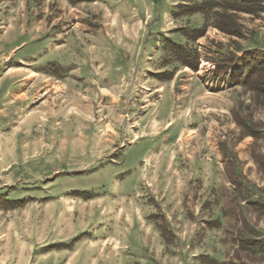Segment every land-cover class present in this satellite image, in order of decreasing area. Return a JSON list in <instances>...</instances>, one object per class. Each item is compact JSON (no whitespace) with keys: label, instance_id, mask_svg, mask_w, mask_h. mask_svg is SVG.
<instances>
[{"label":"rangeland","instance_id":"obj_1","mask_svg":"<svg viewBox=\"0 0 264 264\" xmlns=\"http://www.w3.org/2000/svg\"><path fill=\"white\" fill-rule=\"evenodd\" d=\"M169 1L4 0L0 264H222L238 242L264 241V109L238 85L244 53L264 60V13L237 16L241 39L208 29L192 43L177 30L201 16L174 19ZM71 9L83 30L68 28ZM166 40L196 48L198 71ZM145 198L155 228L144 220L137 238L127 215Z\"/></svg>","mask_w":264,"mask_h":264},{"label":"trees","instance_id":"obj_2","mask_svg":"<svg viewBox=\"0 0 264 264\" xmlns=\"http://www.w3.org/2000/svg\"><path fill=\"white\" fill-rule=\"evenodd\" d=\"M263 13L264 0H185L184 4L176 7V11L173 12L172 17L174 19H191L196 15L202 17L201 25L193 26V28L189 30H184L182 28L177 30V33H180L185 40L195 43L205 36L208 29H214L228 37L241 39L244 34L241 25L238 23L237 16L241 14L256 18ZM166 41V50L175 62L194 72L198 71L201 61L196 48L185 47L171 40H168L167 43ZM243 56L244 60L241 64L242 72L238 85L252 95V101L255 106L264 109V60H254L253 57H249V55L245 53ZM228 64L230 65V61L224 65L226 66ZM171 76L172 74H170L168 78H163V74H161L159 77H162L160 80H169ZM234 121L237 126L240 127L242 136L251 137L254 141L260 136L256 131L250 128L251 124L249 122H242L239 118L234 119ZM252 157L257 163L259 156H257L254 151H252ZM261 158L263 159L264 157L261 156ZM161 234L162 238L165 240L166 234L162 230ZM242 253H245L247 257H243L241 255ZM259 253H264V241L254 239L247 242H238V248L234 251L231 259L222 264H251L248 262L247 258L250 255L255 257V255ZM210 264L218 263L212 260Z\"/></svg>","mask_w":264,"mask_h":264},{"label":"crops","instance_id":"obj_3","mask_svg":"<svg viewBox=\"0 0 264 264\" xmlns=\"http://www.w3.org/2000/svg\"><path fill=\"white\" fill-rule=\"evenodd\" d=\"M184 1L185 0L169 1V4H171V7L174 8L175 6L178 7L179 5L184 4ZM5 5L6 4H5L4 0H0V11L2 10V7L5 6ZM79 18L82 19V14L77 15V16L74 17L73 10L71 9L70 12L68 13V25H69L68 28H70V26H72V28L73 27H75V28L83 27L81 29V30H83L85 27L82 24L83 22L82 23H79L78 22V19ZM104 18H109V17H106L105 16ZM201 19H202V17H201ZM114 22H115V20H114ZM216 32L217 31L213 30V33H216ZM20 41H21V43H19V45H17L14 50L19 51L20 49H22L24 47V45H26V42L23 39L20 40ZM169 125L170 124H166L163 129L166 130L169 127ZM137 137H138V135L135 136V138H137ZM138 169L141 171V173H140V176L141 177H140L139 181L141 182V185L143 186V183L147 180V175L149 174V171H148L149 169H147L145 167L138 168ZM214 183L215 182H213L212 184H214ZM209 184L211 185L210 182H209ZM161 202H162V200H161ZM141 203H142V210H143V212L142 211L139 212V208H135V211L137 212L135 215H133V214H128L127 215V219L128 220L130 219V217L134 216V217H132L130 219V221H131V226H130L131 233H129V234L134 235V233L136 232L135 233V236H137V238H139L142 235V233H143V231H142L143 230L142 223H144V220H146V221L148 220L147 221V224L145 225V228H146L145 229V232L146 233H149V235H151L152 229L155 228V223L154 222L152 223V221H150L148 219L150 217V215L152 214L151 212H153L152 211V207L151 206H147L148 204L146 203V198ZM179 214L180 215H179V217H177V220L181 221L180 222L181 226H180V228L177 229L176 234L178 236L182 237L181 238V242H180V247H181V251L183 252L184 251V245H185V242H184V234H185V232H184V205L182 206V209L180 210V213ZM134 220L137 221V222H139V226H138L139 227V230H136V227L137 226L134 225ZM201 225H203V224H201ZM178 227H179V225H178ZM133 231H134V233H132ZM190 233H191L190 235H194V236H196L198 234V232H193V231H191ZM159 235H158V237H159ZM144 243H148V242L145 241ZM144 243H143V245H144ZM198 246L199 247H203L204 245H203V243H199V245H197V247ZM166 248L168 249V245L167 246L165 245V250H164V245L160 247V249L158 250V254L160 255V257L166 252ZM144 251H146V250H144ZM144 257L145 256H142L141 257V264H162V262H160L159 259H156V257H157L156 254L154 256L155 261L149 260L148 258L145 259ZM120 262H122V261H120ZM193 262H194V264H200V261L199 260H194ZM123 263L124 264H136V262H133V260L129 256H126L125 257Z\"/></svg>","mask_w":264,"mask_h":264}]
</instances>
